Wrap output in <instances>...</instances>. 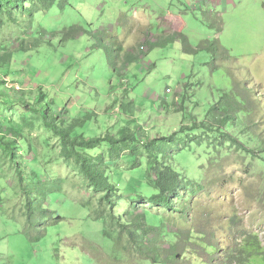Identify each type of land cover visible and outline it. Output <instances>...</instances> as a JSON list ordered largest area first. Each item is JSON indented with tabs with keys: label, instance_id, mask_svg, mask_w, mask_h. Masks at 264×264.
<instances>
[{
	"label": "rangeland",
	"instance_id": "374dc122",
	"mask_svg": "<svg viewBox=\"0 0 264 264\" xmlns=\"http://www.w3.org/2000/svg\"><path fill=\"white\" fill-rule=\"evenodd\" d=\"M1 16L7 18L4 13ZM74 26L87 33L66 38L65 30ZM41 28L54 37L52 44L40 43ZM11 29L7 26L4 31ZM171 34H183L180 41L185 38L193 48L205 40H218L233 58L224 62V68L232 78L254 87L256 97L264 102V0H57L48 13L36 14L25 35L32 39L26 44L35 40L37 47L17 52L15 62L2 70L9 75L6 81L28 94L44 90L55 113L67 107L70 115L64 113L62 118L68 124L74 123L71 117L85 120L82 128L74 130L75 136L97 137L107 130L117 133L128 124L141 125V133L152 137L166 136L181 123L186 126L188 121L183 120L190 115L203 118L219 98V90L233 85L223 72H212L208 51L186 54L181 42L170 39ZM10 37L1 39L6 43ZM157 39L159 43L152 44ZM111 61L117 62L118 72ZM125 70L127 74L120 75ZM184 83L197 89L185 95V112L176 113L173 106L165 110L163 105L175 102ZM124 108L135 110L127 117ZM258 118V132L263 134L264 103ZM0 120L6 126L26 128L37 147V156L23 160L25 183L35 184L30 173L33 168L63 180L61 192L43 205L56 212L47 216L48 221L58 216L62 220L35 225L27 235L21 210L24 194L0 148V196L6 193L5 198L0 197V264H118L113 261L111 241L104 236V221L98 219L102 193L86 183L77 165L62 158L59 138L38 121L33 128L27 127L22 113L5 105L0 107ZM173 153L171 163L191 181H202V166L208 172L207 189L200 198L206 213L200 216L212 214L219 219L237 212L245 229L258 233L264 246V166L260 161L246 172L243 166L252 160L243 161L232 153L215 172L204 146L192 145ZM207 154L216 158L213 151ZM117 168L110 176L120 184L123 198L117 211L123 213L128 195H150L155 190L147 183L146 156H123ZM139 203L147 210L163 212L145 200ZM224 234L218 233L227 243L228 234ZM126 263L131 264V258ZM249 263L264 264V255H254Z\"/></svg>",
	"mask_w": 264,
	"mask_h": 264
},
{
	"label": "trees",
	"instance_id": "16d2710c",
	"mask_svg": "<svg viewBox=\"0 0 264 264\" xmlns=\"http://www.w3.org/2000/svg\"><path fill=\"white\" fill-rule=\"evenodd\" d=\"M56 1L0 0V107L5 105L20 111L27 127L33 128L35 121H38L48 132L58 137L62 158L77 165L86 183L102 193L97 214L98 219L104 221L105 238L111 241L109 247L113 261L127 264L128 258H131V264H248L254 255H264V246L259 234L246 230L237 212L232 215L223 214L219 219L212 214H206L207 218L200 216L206 213L200 207V198L209 182L205 168L201 167V182L191 181L184 172H179L174 167L170 159L175 155L174 151L195 145L198 148L204 146L207 153L213 151L216 155L214 159L206 153L208 162L211 166L215 165V172L220 171L222 160L232 153H237L243 161L248 157L252 160L248 166H243L246 167V172L257 160L264 166V133L262 134L261 130L258 132V116L264 102L259 96L256 97L254 87L249 88L248 83L245 85L232 78L224 68V62L233 61L227 50L218 40H205L199 47L193 48L186 43L185 38L184 42L180 41V35L183 34L169 35L172 41L182 43L186 54L208 51L211 61L207 64L212 72H223L226 78L233 80L232 86L219 90V98L213 101L203 118L190 115L183 120L188 121L186 126L181 123L177 131L166 136L158 134L152 137L141 133L144 131L141 125L132 127L130 124L121 127L117 133L107 130L97 137L89 138L84 134L75 136L74 130L77 127L82 128L85 120L71 117L74 123L68 124L62 118L64 113L70 115L67 107L63 112L59 110L55 113L44 90L40 88L28 94L27 91L21 90L18 84L13 85L12 82L6 81L9 75L2 70L15 62L17 52L37 47V41L34 39L28 46L26 42L32 39L26 38L25 35L33 27L36 14L48 13ZM2 13L7 15L6 19L1 16ZM7 26L12 29L5 33ZM13 26L18 29L15 30ZM22 27V34L16 33ZM24 31L26 34H23ZM65 31L66 38L87 33L80 26ZM5 35L11 37L3 43L1 37ZM53 38L47 30L41 28L40 43L52 44ZM158 43L159 40L153 44ZM126 54H130L128 59L131 61V51ZM142 62L143 60L140 63ZM110 64L116 72L119 71L117 62L111 61ZM120 72L122 76L127 74L126 70ZM181 90L179 94L177 91L174 103L163 105L165 110L173 106L176 113L185 112V95L189 96L197 89L190 83H184ZM126 108L124 113L128 117L134 108ZM29 133L26 128L6 126V123L0 120V148L4 158L13 166L18 188L24 194L21 210L23 209L22 215L26 218L25 233L30 236L35 225L43 226L48 221L47 216L56 213L49 210L48 205H43L61 192L63 180L59 176L45 175L44 169L40 171L33 168L30 173L35 184L24 182L23 160L27 157L33 159L38 155L35 142ZM180 136L183 138L180 139ZM123 156L147 157V183L155 191L150 195L139 192L128 195L124 198L128 208L122 213L117 211L123 198L122 190L110 173L113 174L115 169H118ZM8 189L11 187L7 186ZM3 194L5 195H1V198H5L6 193ZM141 200L162 209L163 212L141 207ZM61 220L62 217L58 216L54 221L50 219L48 223H58ZM224 231L228 234L227 243L218 235L224 234ZM33 237L34 234L31 238Z\"/></svg>",
	"mask_w": 264,
	"mask_h": 264
},
{
	"label": "clouds",
	"instance_id": "9594fccd",
	"mask_svg": "<svg viewBox=\"0 0 264 264\" xmlns=\"http://www.w3.org/2000/svg\"><path fill=\"white\" fill-rule=\"evenodd\" d=\"M157 40H159V39H157ZM155 42H156V40H155ZM153 44V43H152ZM145 62V60H143V62L142 63H144ZM142 63H140V65L142 64ZM143 65V64H142ZM148 66H149V64H148ZM169 91V90H168Z\"/></svg>",
	"mask_w": 264,
	"mask_h": 264
}]
</instances>
